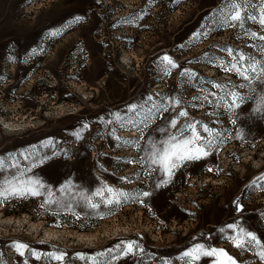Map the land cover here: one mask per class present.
Instances as JSON below:
<instances>
[{
	"label": "rangeland",
	"instance_id": "rangeland-1",
	"mask_svg": "<svg viewBox=\"0 0 264 264\" xmlns=\"http://www.w3.org/2000/svg\"><path fill=\"white\" fill-rule=\"evenodd\" d=\"M226 2L0 0V185L45 184L39 196L0 200V264H58L61 253L59 264H187L196 244L259 264L229 242L226 225L264 241V114L254 111L264 85L224 67L229 48L264 63V41L251 36L264 31L250 20L225 25ZM165 55L179 67L165 70ZM229 90L245 97L240 107L222 99ZM173 118L172 131L195 123L218 135L211 155L157 189L162 177L141 157ZM53 152L62 160L43 164ZM61 186L93 200L101 186L152 195L60 211L44 202L48 190L70 199ZM133 242L139 250L128 255ZM16 244L28 246L24 256Z\"/></svg>",
	"mask_w": 264,
	"mask_h": 264
},
{
	"label": "snow or ice",
	"instance_id": "snow-or-ice-1",
	"mask_svg": "<svg viewBox=\"0 0 264 264\" xmlns=\"http://www.w3.org/2000/svg\"><path fill=\"white\" fill-rule=\"evenodd\" d=\"M224 7L227 8V12L223 16V23L229 27H235L242 25L245 20H250L257 24L261 31H264V0H227ZM251 9V11H249ZM210 15H215L210 13ZM140 17H136L139 19ZM79 21V17L75 18ZM127 22V21H126ZM208 33L201 32L199 35L206 36ZM251 36L260 41H264V35H258L253 32ZM261 54H264V46L259 49ZM227 55L230 58V63L224 67L225 71L235 72V74L248 82L256 81L260 85H264V63H260L254 56L245 55L242 52H236L234 49H227ZM162 64L165 70L168 68L179 67L172 59L167 55L162 58ZM185 75H191L190 73H184ZM214 87L221 88L223 85H214ZM242 87V85H241ZM255 92V89H252ZM213 93H208L204 96V101H208L209 96ZM198 99V97H194ZM226 102L229 109H236L241 106L245 97L239 95L237 92L229 90L226 93ZM261 107H257L254 111L264 114V89L260 93ZM210 103V101H209ZM135 105L131 106V109H135ZM186 112H179L180 117H185ZM178 121L173 118L168 129H160L162 138L159 140H149L148 148L146 149V157H141V163L146 159L149 164L150 174L153 172H159L161 179H158L155 183V188L159 189L166 186L173 178L175 173L189 161H198L211 155L214 150V138L216 133H213L207 125H199V129L195 123H189L183 127L176 129ZM235 123V121H232ZM83 127L88 128L87 124ZM204 133L206 135H201ZM62 160V157L55 152L50 155H46L42 163L45 165H51L54 161ZM131 163V162H130ZM212 171V169H208ZM127 179V178H125ZM260 180H264V176L258 177ZM67 183V182H66ZM45 189V184L39 179L27 180L23 183H9L7 186L0 185V200L7 196L13 197H25V196H39L41 190ZM59 191L62 194L70 197L68 200L53 199V193L48 190V199L45 200V204L52 206L55 205L56 209L60 211H71L74 203L79 205L80 203L86 204L91 210H96L103 205L104 207H111L113 205H119L124 200H141L142 197H150L152 195L149 191H143L135 194H128L118 192L110 187L101 186L96 189L91 196L98 198L93 200L89 194H84L79 190L74 192L71 187L61 186ZM107 193V195H105ZM79 194V200H76V195ZM142 202V201H141ZM236 210L243 211L241 205H236ZM75 214V213H74ZM77 218L78 215H77ZM103 218V217H102ZM226 228L231 231L232 235L228 238L229 242L233 246L242 251L251 250L257 258L259 264H264V241H262L254 232L247 231L236 224H228ZM223 231V229H221ZM15 248L20 256L26 254L28 248L25 244H16ZM136 245L128 243L124 250L128 255H136ZM65 254L53 256L58 264L64 260ZM184 257L187 258V264H197L201 258L208 257L214 261V264H238L236 258L232 257L226 250L218 249L215 247H207L205 244H196L190 251L184 252ZM83 259V257H81Z\"/></svg>",
	"mask_w": 264,
	"mask_h": 264
},
{
	"label": "bare ground",
	"instance_id": "bare-ground-1",
	"mask_svg": "<svg viewBox=\"0 0 264 264\" xmlns=\"http://www.w3.org/2000/svg\"><path fill=\"white\" fill-rule=\"evenodd\" d=\"M124 61V60H123ZM85 99V98H84ZM34 228V227H33ZM45 235L47 236V239L49 240V239H51V233L50 232H47V231H45ZM53 236H55V235H53ZM46 238V237H45ZM46 240V239H45Z\"/></svg>",
	"mask_w": 264,
	"mask_h": 264
}]
</instances>
